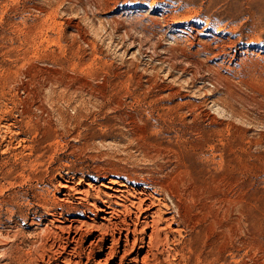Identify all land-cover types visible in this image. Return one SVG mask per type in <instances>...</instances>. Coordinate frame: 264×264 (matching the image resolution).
<instances>
[{
	"label": "rangeland",
	"instance_id": "rangeland-1",
	"mask_svg": "<svg viewBox=\"0 0 264 264\" xmlns=\"http://www.w3.org/2000/svg\"><path fill=\"white\" fill-rule=\"evenodd\" d=\"M115 182L151 264H264V0H0V264H113Z\"/></svg>",
	"mask_w": 264,
	"mask_h": 264
},
{
	"label": "bare ground",
	"instance_id": "bare-ground-1",
	"mask_svg": "<svg viewBox=\"0 0 264 264\" xmlns=\"http://www.w3.org/2000/svg\"><path fill=\"white\" fill-rule=\"evenodd\" d=\"M114 185L112 187L113 194H107L105 197L99 195V200L101 199L103 202L99 203L97 201L92 204L96 209V211L92 210L93 213L98 212L101 215L100 221L97 218L91 223L86 220L72 222L68 226L69 228H74V236L72 238L77 242L79 240L77 237L85 231L90 229L97 230L100 234L90 241L87 249L92 251L99 247V243L103 242L106 236L110 237L108 240L111 241V244L106 250L105 262L111 261L113 264H151L152 259L156 261L158 257L155 250L159 249L164 242V216L159 210L155 209V202L150 198L129 199L124 195L125 189L118 186L119 184L117 185L116 182ZM78 194L81 195L79 199L82 202H89L90 195L86 190ZM82 205L85 210H89L87 205ZM132 209L138 212H134L137 216L136 220L133 221L134 225H131L132 223H128L127 219L123 218L131 217ZM140 229L141 237H138ZM148 231L149 233H147ZM137 247L139 251L132 258Z\"/></svg>",
	"mask_w": 264,
	"mask_h": 264
}]
</instances>
